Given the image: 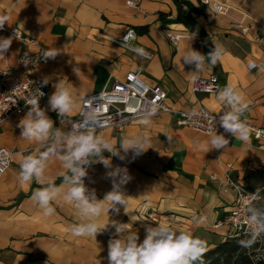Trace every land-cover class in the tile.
<instances>
[{
	"label": "crops",
	"instance_id": "0c3cea01",
	"mask_svg": "<svg viewBox=\"0 0 264 264\" xmlns=\"http://www.w3.org/2000/svg\"><path fill=\"white\" fill-rule=\"evenodd\" d=\"M128 0H0V15L9 17L6 30L0 37L13 34L10 29L19 28L23 36L32 37L45 45L47 50H58L55 59L38 65L36 75L48 79V96L41 107L48 108V99L58 82L72 91L76 108L67 117L60 118L48 111L55 126L67 130L68 119L77 116L83 95L101 91L110 81L122 80L130 72H137L147 83L161 84L168 94L167 102L175 109H188L201 103L210 111L223 113L224 106L215 93L195 94L191 91L194 76H218L220 86L235 84L246 96L249 110L243 114L253 125L264 128V0H215L227 6L225 14H215L209 8L196 16L210 37L208 48L193 27L178 23H162L176 15L172 0H135L137 7ZM198 5L197 0H189ZM148 27L145 34H137L131 44L143 48L149 58L138 57L134 52L115 43L128 27ZM247 27L242 33L241 28ZM172 28L183 37L172 45L165 32ZM194 39L190 41L191 35ZM220 44L225 52L215 65L205 66L195 72L194 65L185 64L183 57L190 47L202 54ZM34 47L20 39H13L0 64L15 69H24L20 54L33 51ZM249 62L257 65L249 69ZM13 117L0 123V148L11 151V164L0 177V264H108V241L114 228L92 237L72 236L69 229L80 223L77 210L70 204L55 202V214L46 217L31 199L32 192L40 185L32 182L21 187L18 181L19 160L39 147L20 137L18 124L26 115ZM147 131L150 146L142 155L133 158L129 153L125 160L110 157L112 168H127L131 181L123 186L127 196L128 214L120 207L116 215L109 211L110 220L128 223L138 231L139 242L145 238V227L169 223L173 228L193 233L206 241L207 249L224 240L229 228L224 219L234 202L235 193L218 190L211 174L222 178L226 163L231 164V176L243 183L246 170L264 166V139L255 140L250 132L247 142L232 137L224 149L205 152L197 147V141L205 143L209 135L177 124L176 117L163 113L151 117L145 127L141 120L128 124L121 133L106 128L99 135L116 142L122 136H134ZM167 137H171L169 140ZM123 154V152H121ZM109 157L110 154L105 152ZM101 163L88 167L84 178L89 190L94 189L97 199L102 200L112 190ZM65 171L62 163L49 162L46 176L57 185L59 174ZM107 203V202H106ZM160 216L158 222H144L139 214L145 206ZM206 217V222L197 224L193 217ZM108 222V214L100 217Z\"/></svg>",
	"mask_w": 264,
	"mask_h": 264
},
{
	"label": "clouds",
	"instance_id": "9594fccd",
	"mask_svg": "<svg viewBox=\"0 0 264 264\" xmlns=\"http://www.w3.org/2000/svg\"><path fill=\"white\" fill-rule=\"evenodd\" d=\"M8 20L7 15H0V30L4 29ZM195 35V33L191 35L190 41ZM13 39H18L16 32L9 37H0V57H5ZM135 39V32L129 29L122 38V47H128L138 57H148L149 54L143 48L131 44ZM213 43L214 48L206 55L190 47L183 57L184 63L194 65L195 72L204 71L206 64L215 66L222 59L225 50L220 44ZM58 54V50H46L41 58L47 61L55 59ZM21 63L25 66L32 63L31 56L25 53ZM256 67L255 63L249 62V69ZM260 67L264 70V66ZM47 84L48 79L45 78L41 87ZM54 88L55 91L48 99L47 109L40 105L45 93L36 88V92L26 101L29 110L18 124L21 130L20 137L39 146L35 152L24 155L19 160L18 181L21 187L32 182L40 185L32 192L31 199L43 210V215L46 217L54 215L56 211L54 203L60 201L72 205L81 220L69 229L72 236L96 239L98 234L108 231L109 227L114 228L112 238L108 241V264H197V262L203 264V256L207 250L206 241L189 231L173 228L169 223L147 225L145 238L139 242L138 231L130 229L128 223L109 218L110 210L116 215L120 213L119 206L124 208L126 215L128 214L129 196L125 194L123 186L132 179L127 168H112L110 157H118L123 161L129 153L133 158L142 155L152 148L149 133L144 131L134 136H122L117 147L116 142L98 134L101 127L99 108L81 112V119L73 123L68 130L57 127L48 111L56 112L62 119L74 112L76 101L66 84L58 82ZM216 91V99L225 108L219 116L220 127L224 133L247 142L251 129L247 121L242 119L250 107L246 96L231 83L223 88H217ZM155 113L154 107L148 109L142 116L141 123L145 127L149 126ZM216 123L217 121L215 125ZM224 133L218 134L215 126L214 131L212 129L209 131V140L205 143L197 141V147L205 152L224 149L229 145V139ZM105 152L110 156L106 157ZM8 155L11 157L12 154ZM53 159L59 160L65 170L59 174L62 178L60 185L46 176L49 162ZM96 163L110 169L106 176L112 182V190L107 192L102 200L97 199L95 190H89L84 181L88 176V167ZM3 171L4 169L0 168V173ZM241 199L247 214L249 232L246 235L249 238L239 240L238 244L242 248H251L264 237V203H261L264 197L257 189L254 193H249L247 198L242 196ZM104 213L108 214L107 223L100 221ZM193 219L197 224H203L207 218L194 216Z\"/></svg>",
	"mask_w": 264,
	"mask_h": 264
},
{
	"label": "built area",
	"instance_id": "2783aa9c",
	"mask_svg": "<svg viewBox=\"0 0 264 264\" xmlns=\"http://www.w3.org/2000/svg\"><path fill=\"white\" fill-rule=\"evenodd\" d=\"M200 3L215 14L223 15L227 11V6L224 3L215 0H200ZM127 4L133 7L138 6L135 0H128ZM129 29L133 30L136 34L133 27H128L121 38L113 39V41L122 46V38ZM247 29V27H242V33H246ZM4 30H6V27L0 30V33ZM9 31L11 34L16 32L17 38L33 46L34 50L25 51L20 54L21 62L25 53H28L32 58V63H29L24 69H15L0 64V123L7 122L28 109L26 101L32 93L36 92V88H40L45 93L40 100V104L48 96V84L41 87L44 79L36 75L38 65L44 61L41 55L47 50L46 46L35 38L23 36L22 31L17 27H13ZM165 35L174 46L183 37L182 33L172 28H168ZM125 48L129 49L126 46ZM146 58H149V55ZM219 86L218 76L214 73L206 77L194 76L191 80V91L195 94L215 93ZM167 100V91L161 84L147 83L139 73L130 71L122 80L114 79L110 81L101 91L83 95L77 116L68 119L67 130L73 123L81 119V112L99 108L101 127L98 131L110 128L121 133L126 125L141 120L144 113L154 107L156 113L152 117L168 113L176 117L179 126L188 127L207 135H209L210 129L214 131L216 126L218 134L224 133L223 128L218 123L219 116L222 113L212 112L201 103H196L188 109H175ZM242 119L246 120L249 124L255 140L264 139V128L253 125L243 117ZM215 121H217L216 125ZM224 134L227 139L232 138L231 134ZM8 154H11V151L6 148H0V168L4 169L3 173H0V177L10 167L11 157ZM231 171V164L226 163L223 177L218 178L217 175L211 174L210 179L216 181L220 192L229 193L230 191H234L235 193L234 202L224 219L229 228L227 237L247 236L249 226L246 223L247 214L244 211L241 197L247 198L249 193H254V191L248 190L243 183L234 180L231 176ZM238 188L240 191H237ZM139 216L144 222H157L160 219L158 213L146 206ZM258 241H264V237H261Z\"/></svg>",
	"mask_w": 264,
	"mask_h": 264
},
{
	"label": "trees",
	"instance_id": "16d2710c",
	"mask_svg": "<svg viewBox=\"0 0 264 264\" xmlns=\"http://www.w3.org/2000/svg\"><path fill=\"white\" fill-rule=\"evenodd\" d=\"M176 6V15L166 19L164 14H160L162 23H178L186 27L192 26L199 35L203 43L211 48L210 37L206 30L200 25L196 16L204 13L205 5L197 0L195 5L189 0H172ZM136 33L145 34L148 27H133ZM62 181L60 177L58 182ZM243 185L250 191L260 190V195L264 196V166L259 169L246 170L243 177ZM261 203H264L262 201ZM248 236L226 237L224 240L208 248L203 256V264H264V241H257L251 248H242L238 241L247 239ZM199 264V262H197Z\"/></svg>",
	"mask_w": 264,
	"mask_h": 264
},
{
	"label": "rangeland",
	"instance_id": "374dc122",
	"mask_svg": "<svg viewBox=\"0 0 264 264\" xmlns=\"http://www.w3.org/2000/svg\"><path fill=\"white\" fill-rule=\"evenodd\" d=\"M262 197H264V196H262ZM160 220V219H159ZM148 222V221H147ZM158 222V221H157Z\"/></svg>",
	"mask_w": 264,
	"mask_h": 264
}]
</instances>
